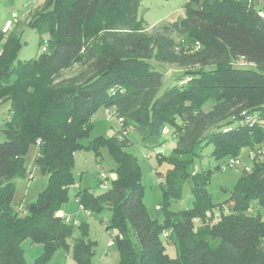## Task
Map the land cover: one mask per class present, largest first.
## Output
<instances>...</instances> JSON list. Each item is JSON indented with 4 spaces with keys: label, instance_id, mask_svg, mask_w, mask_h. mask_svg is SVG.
I'll return each mask as SVG.
<instances>
[{
    "label": "trees",
    "instance_id": "trees-1",
    "mask_svg": "<svg viewBox=\"0 0 264 264\" xmlns=\"http://www.w3.org/2000/svg\"><path fill=\"white\" fill-rule=\"evenodd\" d=\"M140 6L141 0H45L29 25L43 37L42 53L31 60L19 59L20 35L0 30V106L10 104L0 125V264H26L27 239L42 244L48 258L65 249L77 264L93 263L87 225L76 238L72 220L59 213L75 184V152L102 107L113 109L122 127L89 148L108 147L115 177L102 195L80 190L76 197L88 212L111 213L107 229L117 231L119 264H264L259 157L222 204L232 202L229 213L194 233L195 219L221 208L208 192L212 171L195 169L204 148L214 145L217 169L239 159L243 146L263 152L264 9L259 0H190L184 19L149 32L138 19ZM95 21L97 41L87 35ZM151 59L178 68L164 91L166 74ZM82 60L80 74L59 80ZM209 102L214 104L207 110ZM132 131L149 151L163 146L165 135L177 141L163 191L167 199H180L190 184L193 209L167 212L163 220L148 214L141 167L127 151ZM33 144L48 185L31 210L15 205L14 194L15 179L28 177L25 161ZM172 233L178 239L175 257L166 242Z\"/></svg>",
    "mask_w": 264,
    "mask_h": 264
},
{
    "label": "rangeland",
    "instance_id": "rangeland-1",
    "mask_svg": "<svg viewBox=\"0 0 264 264\" xmlns=\"http://www.w3.org/2000/svg\"><path fill=\"white\" fill-rule=\"evenodd\" d=\"M190 0H141V6L138 11V19L142 20L149 32H153L154 28L160 24L180 21L185 18V6ZM45 0H0V30L5 33L14 31L20 35L23 48L20 51L19 59L21 61L31 60L43 51L40 46L43 38L37 31L29 27L31 21L39 10L44 7ZM16 15V16H15ZM15 16V17H14ZM10 22L9 24H7ZM100 27L95 21L87 26V35L90 40L97 41L100 33L95 29ZM42 37V38H41ZM46 39V36H44ZM2 46L0 45V53ZM150 63L156 66L158 70L165 72V87L170 85L174 72L178 68L176 66L166 67L160 65L156 59H151ZM85 60L77 62L72 68L63 72L62 77L76 76L80 74L86 67ZM171 73V74H170ZM58 80V81H59ZM214 102H209L205 109H210ZM9 103L0 106V125H2L8 117ZM122 124L114 110L106 107L100 108L93 118L92 128L81 138L83 147L75 152L74 173L75 184L70 189L69 202L64 206L63 210H67V218L74 223V236L80 238L82 236V224L87 225V233L89 239L94 242L92 264H119V253L115 245L109 246L111 240L115 239L117 231L107 229V221L111 213H91L83 209L76 200V194L80 190H88L96 196L102 195L112 187V179L115 177V164L110 156L107 146H101L99 150L89 148L98 138H110L115 136L121 129ZM131 144L127 151L135 156L141 167V183L144 186L143 203L148 214L153 219L163 220L167 212L180 213L190 211L194 208L195 196L192 193L190 184H186L182 197L180 199H167L164 195L163 187L167 181V177L174 170L171 158L176 148L177 141L165 135L166 142L163 146L153 151L147 150L141 140L140 135L132 131L129 133ZM5 138L1 134L0 142ZM264 146V144H263ZM214 145L209 144L204 148V158L197 161L195 169L199 172L212 171L208 192L213 203L218 204L221 208L210 211L206 218L194 220V233L197 234L204 226L214 227L219 223L221 213H229L232 202L223 205L235 190L242 176L245 167H250L252 158L250 157V147L243 146L239 155L240 165L237 168H221L217 169L218 159L212 156ZM38 145H31L26 155L25 165L26 177H17L16 191L14 194V203L27 209L32 205L39 194L43 192L48 185V180L42 174L38 166ZM264 161V148L262 155L259 156ZM108 177L107 185L103 188L100 180L101 175ZM28 178V179H27ZM158 207H160L158 209ZM132 233V232H131ZM171 234V232H169ZM173 234V233H172ZM133 235V233H132ZM134 238V236H133ZM167 242L168 253L175 257L178 252V239L175 234L171 240ZM71 244V243H70ZM23 252L26 264H77L73 259L71 252L65 249H59L51 258L45 256V248L42 244L33 245L32 241L27 239L23 242Z\"/></svg>",
    "mask_w": 264,
    "mask_h": 264
},
{
    "label": "built area",
    "instance_id": "built-area-1",
    "mask_svg": "<svg viewBox=\"0 0 264 264\" xmlns=\"http://www.w3.org/2000/svg\"><path fill=\"white\" fill-rule=\"evenodd\" d=\"M16 16V15H15ZM14 16V17H15ZM165 132L166 133H168L169 131H168V129H165ZM260 155H262V152L261 151H255V150H253L251 153H250V157L252 158V159H255L256 157H259ZM240 165V160H238V159H230L229 161H228V163H226L225 165H223L222 166V168H232V169H234V168H237L238 166ZM247 170H250V168L249 167H245ZM28 178H29V180L30 179H32V177L31 176H28ZM100 180H101V186L103 187V188H105V186L107 185V180H108V177L106 176V175H101L100 176ZM109 181V180H108ZM160 207H158V209H159ZM59 216H61V217H64L65 215L64 214H61V213H59ZM68 220H70V218H68ZM165 236H166V234H165ZM115 243H114V240H111L110 241V243H109V246H113Z\"/></svg>",
    "mask_w": 264,
    "mask_h": 264
},
{
    "label": "crops",
    "instance_id": "crops-1",
    "mask_svg": "<svg viewBox=\"0 0 264 264\" xmlns=\"http://www.w3.org/2000/svg\"><path fill=\"white\" fill-rule=\"evenodd\" d=\"M259 2H260V7L262 8V9H264V0H259ZM10 22H8L7 24H9ZM76 200H77V197H76ZM66 212H67V210H62L60 213L61 214H64L65 216H67V214H66Z\"/></svg>",
    "mask_w": 264,
    "mask_h": 264
},
{
    "label": "water",
    "instance_id": "water-1",
    "mask_svg": "<svg viewBox=\"0 0 264 264\" xmlns=\"http://www.w3.org/2000/svg\"><path fill=\"white\" fill-rule=\"evenodd\" d=\"M36 208V205L31 206V210H34Z\"/></svg>",
    "mask_w": 264,
    "mask_h": 264
}]
</instances>
